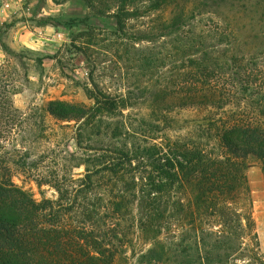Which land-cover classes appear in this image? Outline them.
<instances>
[{
    "label": "rangeland",
    "instance_id": "rangeland-1",
    "mask_svg": "<svg viewBox=\"0 0 264 264\" xmlns=\"http://www.w3.org/2000/svg\"><path fill=\"white\" fill-rule=\"evenodd\" d=\"M92 1L0 0V64L16 87V110L0 118V164L38 200L60 199L56 179L72 192L98 147L164 146L190 139L215 145V131L206 132L200 124L228 115L237 103L226 106L227 113L210 105L182 106L190 59L201 51L252 58L247 63L258 69L257 84L247 85L246 93L253 101L264 97V0H131L132 14L123 28L114 15L118 0ZM87 87L121 97L118 114L82 124L48 112V102L55 99L92 105ZM253 107L246 108V115L260 119ZM158 115H168V121ZM246 163L259 245L238 244L231 257L219 250L222 260L215 256L211 264H264L263 162L249 156ZM107 189L97 179L84 193L62 194L64 201L76 199L69 214L74 224L85 221L118 235L113 238L117 245L124 240L120 264H148L140 259L142 253L157 243L170 247L174 235L191 231L184 211L144 231L135 222L143 211L141 200L116 215ZM185 195L176 198L186 204L191 193ZM205 257L204 245L194 240L159 264H208Z\"/></svg>",
    "mask_w": 264,
    "mask_h": 264
},
{
    "label": "trees",
    "instance_id": "trees-1",
    "mask_svg": "<svg viewBox=\"0 0 264 264\" xmlns=\"http://www.w3.org/2000/svg\"><path fill=\"white\" fill-rule=\"evenodd\" d=\"M130 1H117L114 15L120 28L132 14ZM250 60L207 51L190 59L191 77L182 85V106L210 105L227 113L226 106L237 103L228 115L214 116L206 125L200 124L206 132L215 131V145L190 139L170 140L164 146L98 147V156L89 157L85 176L72 192L62 180L54 181L61 194L57 200L36 199L13 181L8 167L0 164V264H120L124 240L119 239L117 245L113 238L118 235L104 233L85 221L74 224L69 214L76 199H63L62 193H84L97 179L98 186L106 185L112 193L108 202L116 215H123L121 209L128 203L141 200L143 211L135 222L144 231L163 220L170 222L174 211L177 215L184 211L187 216L191 231L186 228L183 235H174L176 240L170 247L155 244L140 255L142 262L159 264L170 252L177 253L182 245L194 240L204 245L208 264L215 256V260H222L219 250H227L226 256L231 257L243 244L258 246L246 159H261L264 173V97L253 101L251 93H246L247 85L255 86L258 76V69L247 63ZM11 77L0 64V118L16 110L12 101L16 87ZM86 90L94 101L92 105L55 99L48 102V112L56 119L82 124L93 123L102 115L118 114L121 97L99 89ZM252 105L260 119L246 115V108ZM157 118L167 120L168 115ZM177 193H191L186 204L176 198Z\"/></svg>",
    "mask_w": 264,
    "mask_h": 264
}]
</instances>
